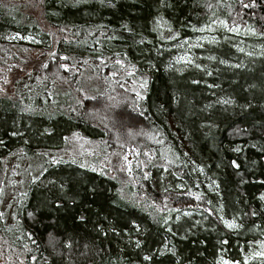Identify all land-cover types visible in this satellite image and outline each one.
Wrapping results in <instances>:
<instances>
[{"label":"trees","instance_id":"trees-1","mask_svg":"<svg viewBox=\"0 0 264 264\" xmlns=\"http://www.w3.org/2000/svg\"><path fill=\"white\" fill-rule=\"evenodd\" d=\"M250 2L40 0L45 22L69 37L56 45L25 6L0 2V45L21 35L52 52L32 97L0 96V197L12 156L61 150L73 133L117 141L87 106L103 103L114 127L129 121V140L153 157L136 196L96 169L44 164L12 215L0 213V250L16 258L2 264H264V0ZM202 35L219 39L203 50L207 69L174 66L170 46ZM87 75L98 82L87 87ZM60 85L64 97L52 93ZM83 87L92 98L76 100Z\"/></svg>","mask_w":264,"mask_h":264},{"label":"rangeland","instance_id":"rangeland-1","mask_svg":"<svg viewBox=\"0 0 264 264\" xmlns=\"http://www.w3.org/2000/svg\"><path fill=\"white\" fill-rule=\"evenodd\" d=\"M0 2L25 6L28 12L39 19L44 30L51 35L53 45L69 38L63 30L52 28L45 22L40 12V0H0ZM39 42L32 37L16 35L8 38V44L0 45V96L15 98L21 95L22 101H27L28 98L32 97L31 86L35 80V71L46 65L52 55V52L44 53L42 50L26 47ZM227 42L232 45H238V41L230 37L227 38ZM216 43H219L218 35H202L194 39L176 41L170 46L175 55L172 64L180 70H206L208 60H214V58L206 55L203 50ZM237 47L243 50L241 46ZM254 52L261 53V49H254ZM86 80L85 84L87 87L93 86V84L98 82L96 78L93 79L88 75ZM59 87L60 90H53L52 93L64 97L69 89L65 85H60ZM87 87H83L79 93L74 89L73 97L75 98V94L77 100L80 95L82 96V101L92 98L93 95L90 94V90ZM110 103L113 104L112 101ZM104 108H107L109 113ZM111 108L114 107L111 106ZM85 113H87V116L94 117L97 122L100 120L108 130H111V134L116 137L117 141L108 143L106 140H95L83 133H73L67 137V144L63 149L43 153V158L29 156L27 158L20 153L7 159L1 191L3 193L0 197V213H7V216L12 215L14 203L18 201V198L23 197L28 182L33 179L34 175L43 170L44 164L48 162H72V164L83 168L96 169L119 180L122 191L130 192V195L133 196L137 195L134 191L137 187H140V179L146 176V162L153 159V157L148 155L146 151L141 150L138 143L129 140L137 136L128 128L131 125L129 121L124 122L122 126H119L120 123L117 122L119 127H114L115 123L112 122L113 119L111 118L113 111L103 103L87 106ZM119 131L121 132L120 134L118 133ZM162 200L166 202L164 198ZM153 205L156 206L155 203ZM220 217L227 228L231 230L238 228L229 227L225 221L236 222L225 218L222 213ZM15 260L16 258L13 254L0 250V264L4 262L14 263ZM218 264L239 263L221 256L218 259Z\"/></svg>","mask_w":264,"mask_h":264},{"label":"snow or ice","instance_id":"snow-or-ice-1","mask_svg":"<svg viewBox=\"0 0 264 264\" xmlns=\"http://www.w3.org/2000/svg\"><path fill=\"white\" fill-rule=\"evenodd\" d=\"M77 2H78V0H77ZM106 2L109 3V4H113L114 0H106ZM254 6H255V0H251V2H250L248 5H245V7H254ZM233 30H235V29H233ZM252 30L255 31V29H252ZM128 31L131 32L132 29L129 28ZM140 42L143 43V40H141ZM224 62L226 63V61H224ZM60 66L63 67V68H67V67H68L67 64H62V65H60ZM198 67H199V66H198ZM219 103H222V104H224V105L227 106V105L234 104L235 101H234L232 98H227V99H225V98H221V100L219 101ZM245 107H246V106H245ZM208 126H211V121H209ZM237 150H239V149H237ZM232 163H233L234 166L239 167V165H237L235 161H233ZM61 188H63V185H61ZM198 198H199V197H198ZM260 198H261L262 200H264V193H261V194H260ZM54 203H55L58 207L63 206L62 203H61V201L58 200V199L55 200ZM209 211H211V209H209ZM29 215H32V213H29ZM187 215H191V213H187ZM250 215H253V216L256 215L255 211H252V212L250 213ZM80 219H84V218H83V217H80ZM168 219H170V218H166V219L164 220V224H165V226L168 225ZM177 219H179V217H177ZM130 222L135 226L136 229H140V227H141L140 224L137 223L135 220H132V221H130ZM225 223L228 224L229 227H239V226H240V225H238V224H236V223H234V222H230V221H225ZM171 230H172V229L169 227V231H171ZM141 243H142L141 240H136V245H137L138 247L141 245ZM169 250H172V249H169ZM257 255L264 256V252L258 253ZM145 258H146V259H150V257H147V256H146Z\"/></svg>","mask_w":264,"mask_h":264}]
</instances>
